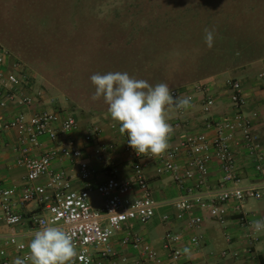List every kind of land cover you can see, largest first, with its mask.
<instances>
[{
    "label": "built area",
    "instance_id": "1",
    "mask_svg": "<svg viewBox=\"0 0 264 264\" xmlns=\"http://www.w3.org/2000/svg\"><path fill=\"white\" fill-rule=\"evenodd\" d=\"M10 58L9 49L0 44V107L7 103L28 107L36 99L43 98V93L38 90L32 95L21 90L22 86L29 83L31 74L20 60L13 58L12 62H9ZM257 77L264 84V67L258 72ZM225 85L228 88V99L236 110L230 117L224 119L207 117L204 123L205 131L185 133L170 144L163 155L145 158L157 160L155 173H169L180 190L171 201L176 209L175 219L182 220L185 214H189L194 208L207 212L209 217L220 224H224L225 218L232 214L237 216L236 219L241 226L250 227L253 233L257 234L259 232L250 226V221L243 210L249 200H264V153L259 136L252 131V121L257 114L253 112L251 115H245L241 111L246 102L238 79L227 78ZM207 90V84L199 82L193 87L171 91L174 96H189L191 100L194 92L201 93L202 109L209 114L215 101ZM184 111L176 108V115L171 122L175 128L180 127ZM58 113L55 110L19 112L4 123L5 129L17 132L22 146L21 155L16 162L25 167L28 183L23 187L18 201L20 204L33 202L42 210L40 214H34L30 218L32 223L30 240L41 225L63 226L75 237L78 253L75 264H91L93 252L100 259L115 256L110 246L112 235L121 230L123 224L128 221L141 224L150 221L155 217L160 202L150 194L143 159L129 147L127 136L124 137L121 149L134 158L133 178L119 180L112 173L102 182L91 186L88 180L93 170L86 161L80 159L82 145L96 141L93 152L96 157L101 158L106 152L115 151L116 144L99 140L102 127L97 123L89 125L79 142L68 135L79 129L77 119L72 115H66L59 121L58 127H55L53 124L58 120ZM117 125H119L117 122L109 123L110 129H115ZM209 131L212 133H207ZM43 136L52 141L53 146L42 154L30 155L31 150L40 145ZM237 139L252 158L253 167L260 177L258 181L245 185L241 183L233 151V144ZM180 156L186 158L184 166L178 161ZM56 160L77 162L74 175L85 182L83 187L73 188L72 174H68L64 169L55 170L52 167ZM213 161L217 162L220 174L217 185L210 187L208 179ZM91 191H96L102 197L99 207H94L89 202ZM14 194L13 187H3L0 183V219L8 226L20 225L24 221L22 215L13 210ZM229 203H233L231 214ZM160 219L165 223L169 216L162 214ZM202 221L203 217L200 214H191L187 217L189 227L200 226ZM180 238L179 233L171 231L165 232L162 236L160 247L170 254L172 264H178L181 255L180 248L176 246ZM224 238L226 242H230L232 237L225 231ZM255 240V236L251 237L250 244ZM120 241L139 254L138 264H149L157 257V250L147 243L141 234L127 230ZM200 241L199 236L190 237V243L194 246L199 245ZM4 242L5 245L14 248V256L11 257L5 248L0 247V264H12L16 257L23 258L29 252L26 243L19 241L14 233ZM232 253V256H237L235 252ZM229 254L227 250L221 251L222 257ZM121 262L125 263L126 258L122 257Z\"/></svg>",
    "mask_w": 264,
    "mask_h": 264
},
{
    "label": "rangeland",
    "instance_id": "2",
    "mask_svg": "<svg viewBox=\"0 0 264 264\" xmlns=\"http://www.w3.org/2000/svg\"><path fill=\"white\" fill-rule=\"evenodd\" d=\"M205 28L214 32L211 48ZM0 44L9 62L16 58L37 76L35 90L67 100L75 108L68 115L80 118V109H108L103 98L91 99L96 73L127 72L171 90L208 77L239 79L250 68L257 76L264 0H0ZM89 202L99 207L102 197L91 191Z\"/></svg>",
    "mask_w": 264,
    "mask_h": 264
},
{
    "label": "crops",
    "instance_id": "3",
    "mask_svg": "<svg viewBox=\"0 0 264 264\" xmlns=\"http://www.w3.org/2000/svg\"><path fill=\"white\" fill-rule=\"evenodd\" d=\"M254 65L256 67L260 66V70H262L264 67V58L255 60ZM251 70L252 68L248 71L250 73H242L243 75L239 76L238 79L241 82L242 92L246 102L241 108V111L245 115H251L253 112H256L257 115L252 121V131L259 136L262 151L264 153V84L257 76L250 75L252 73ZM35 76H31L29 83L21 87L23 92L33 95L36 91L40 90L34 89V84L37 79V76ZM217 80L215 81L211 77H208L201 82L207 84V93L210 94L215 101V105L209 114L203 111V95L198 92H194V94H201L202 99L198 96V99L195 98L194 102L191 103L192 106L184 111L179 128H175L171 123L176 115L175 106H173V113L168 112L169 123H171L174 128V133L170 137L169 144L176 142L178 138L185 133L205 131L204 123L210 116L211 118L224 119L230 117L236 111L228 99L229 93L225 81H221L220 79L217 82ZM223 85L225 86V92H217V94H215L219 87ZM185 87L187 86L181 88ZM40 91L43 93V98L36 99L33 104L28 107L20 106L16 103H7L4 107H0V183L3 187H13L15 189L12 200L14 203L13 210L20 213L24 220L20 225L8 226L0 219V247L5 248L11 257L14 256V248L5 245V239L14 233L19 241H23L28 245L30 241L29 235L32 231L30 218L34 214H40L42 210L40 206L33 202L20 204L18 201L23 187L28 183L25 167L16 162L17 158L21 155L22 146L19 142L17 132L13 129H5L3 127L4 123L19 112L55 110L59 113L58 120L53 125L58 127L59 121L64 116L72 114L75 110L73 105L68 104L67 100H63L66 104L62 102H60V104L61 108L64 106L68 111L61 110V108H59L60 104L57 102L58 100L47 98L44 92L42 90ZM79 112L84 114L80 115V118L74 116L79 123V129L75 132H70L68 134L69 136L81 142V136L89 125L91 123H97L102 127V134L99 140L105 143L113 142L116 144L117 148L115 151H108L103 157L98 158L93 152L96 141L82 145V155L80 159L86 161L93 170V174L88 180V183H90L91 186H95L112 173L119 180L132 179V164L134 158L131 154L121 149L124 137H126L127 134L122 135L119 132V125H117L115 129H110L109 123L113 120L107 110L92 111L80 109ZM96 120L98 122H96ZM207 133L211 134L212 131ZM40 142L37 148L31 150L30 155L42 154L54 144L45 136L41 137ZM233 151L236 156L237 173L241 178V183L245 185L258 181L260 177L253 167V160L248 156L238 139L233 144ZM141 157L144 162V171L150 194L154 199L160 202L159 207L156 209L155 217L144 224L135 221L124 223L123 228L115 232L110 238V246L115 252V256L100 259L98 255L93 252L91 264H138L139 254L129 246L123 245L120 241L122 235L127 230L141 234L146 242L157 250V257L151 260L149 264H172L170 254L160 247L162 236L167 231L179 233L181 235L180 241L176 243V246L181 250L178 264H264V231L254 234L250 227L241 226L236 219L237 216L231 214L233 203L228 204L229 214L231 215L225 218L224 224H220L215 219L209 217L207 212L201 211L198 208H194L189 214H185L182 220H177L175 219L176 209L171 201L179 194L180 190L173 182L172 176L169 173H155V169L158 165L157 160L147 159L144 156ZM178 161L181 166H184L183 163H185L186 158L180 156ZM76 163L77 162L68 160H56L53 162L52 167L55 170L64 169L68 174H72V187L79 189L83 187L85 182L74 175L76 172ZM219 174L217 162L213 161L208 179L210 187H215L217 185ZM41 181L42 180H37V182ZM243 210L246 213V218L250 222L264 219V200H249ZM162 214H168L169 216V220L165 223L160 219ZM191 214H200L203 217L200 226L189 227L187 225V217ZM225 231L232 237L230 242L225 241ZM249 233L251 235H248ZM193 235L201 237L200 244L197 246L190 243V237ZM249 236L250 238L256 237V240L251 242V244ZM223 250H227L230 254L226 257H222L221 251ZM232 252H235L237 256H232ZM122 257L126 258L125 263L121 262Z\"/></svg>",
    "mask_w": 264,
    "mask_h": 264
},
{
    "label": "clouds",
    "instance_id": "4",
    "mask_svg": "<svg viewBox=\"0 0 264 264\" xmlns=\"http://www.w3.org/2000/svg\"><path fill=\"white\" fill-rule=\"evenodd\" d=\"M205 43L211 48L214 32L205 28ZM95 86L91 99L103 98L108 113L119 124V132L127 134V143L138 156L159 157L170 147L174 128L169 123L168 111L175 106L187 110L191 97L174 96L169 85L149 84L146 80L131 77L127 72L96 73L90 77ZM250 226L256 232L264 231V219L253 220ZM74 234L63 226L41 225L27 247L29 252L16 257L12 264H75Z\"/></svg>",
    "mask_w": 264,
    "mask_h": 264
},
{
    "label": "trees",
    "instance_id": "5",
    "mask_svg": "<svg viewBox=\"0 0 264 264\" xmlns=\"http://www.w3.org/2000/svg\"><path fill=\"white\" fill-rule=\"evenodd\" d=\"M235 79V78H234Z\"/></svg>",
    "mask_w": 264,
    "mask_h": 264
}]
</instances>
